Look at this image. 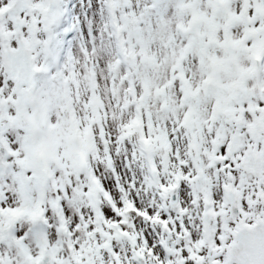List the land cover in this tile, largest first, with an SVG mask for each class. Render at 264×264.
<instances>
[{
  "label": "snow or ice",
  "instance_id": "obj_1",
  "mask_svg": "<svg viewBox=\"0 0 264 264\" xmlns=\"http://www.w3.org/2000/svg\"><path fill=\"white\" fill-rule=\"evenodd\" d=\"M0 264H264V0H0Z\"/></svg>",
  "mask_w": 264,
  "mask_h": 264
}]
</instances>
